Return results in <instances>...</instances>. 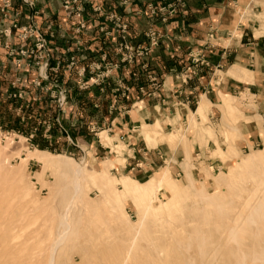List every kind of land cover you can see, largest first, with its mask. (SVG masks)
Instances as JSON below:
<instances>
[{
	"label": "rangeland",
	"instance_id": "1",
	"mask_svg": "<svg viewBox=\"0 0 264 264\" xmlns=\"http://www.w3.org/2000/svg\"><path fill=\"white\" fill-rule=\"evenodd\" d=\"M27 1L31 8L38 2ZM185 4L161 0L148 14L166 24ZM10 6L0 0L2 19L11 18ZM62 8L69 18L82 10L78 0H62ZM93 11L117 31L125 26L126 35L120 16ZM227 18L250 40H264V0H233ZM76 31L47 30L35 19L0 27V264H264V86L224 91L205 119L191 122L189 113L160 124L162 139L143 140L162 159L151 171L130 173L121 170L125 145L91 131L88 108L73 107L76 89L110 76L106 64L82 67L78 50L60 51L58 41H72ZM55 109L59 123L50 119ZM248 130L260 139L243 143ZM99 144L112 153L96 151ZM46 153L62 156V166L43 167L36 158ZM82 163L77 183L70 172Z\"/></svg>",
	"mask_w": 264,
	"mask_h": 264
},
{
	"label": "crops",
	"instance_id": "2",
	"mask_svg": "<svg viewBox=\"0 0 264 264\" xmlns=\"http://www.w3.org/2000/svg\"><path fill=\"white\" fill-rule=\"evenodd\" d=\"M232 2L186 0L185 6L162 24L148 14V5L159 6L161 0H78L81 14L71 18L62 8V0H38L34 8L21 0H9L11 18L2 19L0 14V27H16L33 19L47 30L58 24L69 25L77 28V34L72 41H58L60 51L68 47L78 50L82 67L95 61L116 65L100 85H92L86 92L76 89L80 96L73 107L88 108L91 131L101 130L110 134L114 142L119 140L125 145L127 154L121 170L141 173L153 170L155 161L162 159L157 147H148L144 142L162 139L161 125L172 126L189 113L191 122L195 116L205 119L208 105L210 108L217 104L224 91L264 86V40H250L236 27L237 23L227 18ZM95 8L104 15L120 16L121 23L127 26L124 39L113 28L114 23L94 12ZM34 10H39L38 16L34 17L38 13ZM81 25L82 30L78 28ZM103 26L108 29L106 35L101 33ZM232 28L237 30L235 34ZM146 32L156 34L155 46L149 45ZM124 45L145 48L146 53L136 56L133 63L125 62ZM194 56L196 63L191 60ZM80 93L88 98H81ZM225 101L228 97L222 96L218 105L221 110L225 109ZM54 111L50 119L59 123V112ZM71 119L81 123L82 116L73 113ZM24 120L29 122L26 115ZM256 139H260L259 134L248 130L242 142L251 144ZM99 146L101 149L96 147V151L112 153V148Z\"/></svg>",
	"mask_w": 264,
	"mask_h": 264
},
{
	"label": "built area",
	"instance_id": "3",
	"mask_svg": "<svg viewBox=\"0 0 264 264\" xmlns=\"http://www.w3.org/2000/svg\"><path fill=\"white\" fill-rule=\"evenodd\" d=\"M175 1L180 2V0H175ZM24 3H26L27 5H31V2H28L27 0H24ZM67 4H68V1L65 2V5H64L65 8L68 7ZM176 6L177 5H175V4L168 5V7H169L168 9L170 10L169 11V15H171L172 13L175 12ZM120 27L121 28H120V30H118V32L122 36V39H124V36H125L124 28H125V26H120ZM156 44H157V39H156V37L154 35H152V37L150 38L149 45L150 46H155ZM124 47H125V50H126V54H125V56H123V61L128 62V63H132L133 59L136 56H140V55L146 53V49L145 48L144 49L143 48L140 49L139 47H137L136 49H133L132 47H127L126 45H124ZM191 60H192L193 63L198 62V59L195 56L192 57ZM106 67L107 68H106L105 75L108 76L112 72V70L116 67V65L106 64ZM98 68H99V66H95V69H98ZM188 70H189V68H188ZM64 102H65L64 98L60 99L58 101V107L61 108L63 106Z\"/></svg>",
	"mask_w": 264,
	"mask_h": 264
},
{
	"label": "bare ground",
	"instance_id": "4",
	"mask_svg": "<svg viewBox=\"0 0 264 264\" xmlns=\"http://www.w3.org/2000/svg\"><path fill=\"white\" fill-rule=\"evenodd\" d=\"M47 156L49 157H38L36 158V160H38L43 167H46V168H52V167H61L62 165H60V158H63L62 156L60 155H52V154H49V153H46ZM51 158V159H50ZM85 164V162H83ZM82 163V169L79 167V165L74 168V169H71L72 172L71 175L72 177L75 179V181L78 183L80 180H79V177H78V174L80 171L84 172V165ZM87 163V162H86ZM70 171V170H69ZM96 171L97 170H90V175L92 176H95L96 175Z\"/></svg>",
	"mask_w": 264,
	"mask_h": 264
},
{
	"label": "trees",
	"instance_id": "5",
	"mask_svg": "<svg viewBox=\"0 0 264 264\" xmlns=\"http://www.w3.org/2000/svg\"><path fill=\"white\" fill-rule=\"evenodd\" d=\"M19 118L17 117L16 119H14V124H18L19 123ZM26 123V122H25ZM16 126V125H15ZM17 131L18 132H20V130L19 129H17ZM22 133H24V132H22Z\"/></svg>",
	"mask_w": 264,
	"mask_h": 264
}]
</instances>
